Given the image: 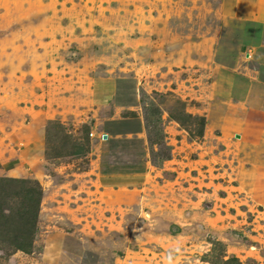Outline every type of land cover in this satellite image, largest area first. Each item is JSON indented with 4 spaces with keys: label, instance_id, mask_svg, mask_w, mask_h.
Masks as SVG:
<instances>
[{
    "label": "rangeland",
    "instance_id": "obj_1",
    "mask_svg": "<svg viewBox=\"0 0 264 264\" xmlns=\"http://www.w3.org/2000/svg\"><path fill=\"white\" fill-rule=\"evenodd\" d=\"M6 180L0 264H264V0H0Z\"/></svg>",
    "mask_w": 264,
    "mask_h": 264
},
{
    "label": "trees",
    "instance_id": "obj_2",
    "mask_svg": "<svg viewBox=\"0 0 264 264\" xmlns=\"http://www.w3.org/2000/svg\"><path fill=\"white\" fill-rule=\"evenodd\" d=\"M102 186L104 187H113V188H136L143 184V178L140 176H109L105 179L101 178ZM6 190H14L17 189L16 186L18 184H23L26 186V181H8L1 182ZM19 192H15L14 195L8 199L6 205L12 203V206L9 208L2 206L5 202L0 201V223L4 221H11L14 222L16 225L17 223H27V224H36L37 217H38V207L39 201L41 199L40 192L37 193L35 191H29L27 187L17 189ZM8 209V210H7ZM31 224V225H32ZM32 227V226H31ZM10 229H12L10 227ZM12 231V230H11ZM16 233H20L19 231ZM20 236H17L16 240ZM20 241H23V238H20ZM12 244L15 248V251H21L25 254H30L31 250L24 248L22 244H17L13 242Z\"/></svg>",
    "mask_w": 264,
    "mask_h": 264
},
{
    "label": "clouds",
    "instance_id": "obj_3",
    "mask_svg": "<svg viewBox=\"0 0 264 264\" xmlns=\"http://www.w3.org/2000/svg\"><path fill=\"white\" fill-rule=\"evenodd\" d=\"M181 254V247L179 245H174L169 251L168 255L165 257V264H176V259Z\"/></svg>",
    "mask_w": 264,
    "mask_h": 264
},
{
    "label": "crops",
    "instance_id": "obj_4",
    "mask_svg": "<svg viewBox=\"0 0 264 264\" xmlns=\"http://www.w3.org/2000/svg\"><path fill=\"white\" fill-rule=\"evenodd\" d=\"M152 107H154V106H152ZM151 109H152V108H151ZM157 124H158V122H157ZM249 127H250V128H247V127L244 128L243 131L245 130L247 133H251V132L254 131V129H256V126L254 127L253 124H252V125H249ZM239 133H240V132H239ZM242 133H243V132H242ZM242 133H241V134H242ZM237 135L240 136V134L236 133L235 136H237ZM240 137H241V136H240ZM164 162H165V161H164ZM99 183H100V186H102L101 178H100V180H99ZM104 188H108V189L111 188V189H113V187H104ZM46 262H47V263H51L50 260H46Z\"/></svg>",
    "mask_w": 264,
    "mask_h": 264
},
{
    "label": "water",
    "instance_id": "obj_5",
    "mask_svg": "<svg viewBox=\"0 0 264 264\" xmlns=\"http://www.w3.org/2000/svg\"><path fill=\"white\" fill-rule=\"evenodd\" d=\"M236 138L239 139L240 136L237 135ZM104 139L106 140L107 139V136H104Z\"/></svg>",
    "mask_w": 264,
    "mask_h": 264
}]
</instances>
